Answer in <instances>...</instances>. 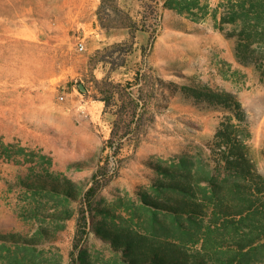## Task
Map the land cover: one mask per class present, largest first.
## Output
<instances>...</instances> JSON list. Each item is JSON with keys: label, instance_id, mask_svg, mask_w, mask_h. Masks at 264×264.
<instances>
[{"label": "rangeland", "instance_id": "obj_1", "mask_svg": "<svg viewBox=\"0 0 264 264\" xmlns=\"http://www.w3.org/2000/svg\"><path fill=\"white\" fill-rule=\"evenodd\" d=\"M100 2L0 0V145L14 143L50 156L51 169L81 189L79 200L71 203L29 196L15 184L28 166L0 159V234H14L20 242L31 237L38 240L27 248L0 240V264H129L122 248L96 234L93 225L98 222L140 239L133 247L134 255L139 256V250L176 247L191 254L199 248L186 233L189 222H180L165 211L154 215L142 199L172 202L174 193L160 190L166 189L168 178L155 166L178 172L181 156L193 172L213 173L216 181H222L223 174L213 171L218 150L212 140L228 113L194 105L175 94L151 124L142 130L132 125L131 132L140 131L137 145L125 140L115 153L105 145L115 116L109 112L112 109L104 113L94 79L110 75L124 83L136 70L145 71L152 87L139 82L134 92L149 90L153 104L159 103L158 78L234 92L247 113L250 153L264 172V80L254 66L238 63L236 38H226L211 17L214 8L219 18L226 14L231 2L238 8V0H197L210 11L201 21L163 9L161 0L152 1V8L144 13L154 30L152 36L138 32L131 53L126 52L127 46L109 52L110 63L118 64L113 71L109 62L99 60L108 55L106 47L127 35L124 31L109 35L101 28ZM116 3L141 17L140 1ZM223 27L224 32L233 29L230 24ZM101 41L106 44L96 48ZM79 42L84 44L83 51L77 49ZM90 186L96 190L87 198ZM221 193L227 195L225 188ZM65 205L74 211L71 219L49 216ZM82 215L85 225L78 221Z\"/></svg>", "mask_w": 264, "mask_h": 264}, {"label": "trees", "instance_id": "obj_2", "mask_svg": "<svg viewBox=\"0 0 264 264\" xmlns=\"http://www.w3.org/2000/svg\"><path fill=\"white\" fill-rule=\"evenodd\" d=\"M138 1L143 3L140 18L121 8L116 0H101L97 9L101 28L109 35L124 31L127 38L106 47L104 52L108 55L105 54L100 62L110 63L109 52L123 46H127L126 52L131 53L138 32L152 36L154 30L144 13L152 8V1L158 0ZM161 1L163 9L187 14L194 21H201L210 15V11L199 5L197 0ZM217 14L214 8L211 13L214 27L222 31L226 38H236L238 63L254 66L264 80V0H238V8L231 2L226 6V14L220 18ZM224 24L232 25L233 29L224 32ZM110 64L112 71L118 67L116 63ZM157 81L160 84L159 103L153 104L149 90L143 93L139 88L138 95L134 92L139 82L148 89L152 87V79L145 71L140 73L139 69L136 70L132 78L124 83L115 82L110 75L100 80L94 79L99 100L104 103V113L112 109L109 112L115 116L105 145L114 148L115 153L120 151L125 140L137 145L141 135L139 130L130 131L132 125L142 130L151 124L156 112L165 109L175 94L194 105L228 113L218 125L212 140L218 150L213 171L218 175L223 174V180L216 181L213 173L202 175L199 171L193 172L190 167H185L187 158L181 156L178 172L162 165L155 166L161 175L168 178V183L163 185L166 189L160 190L166 192L168 188L174 193L172 202L142 199L151 207L148 210L154 215L165 211L180 222H189L185 231L193 238L194 244H199V248L191 254L181 247L169 251L139 250L138 256L133 252V247L140 242L136 236L107 229L100 222L93 225L94 231L103 240L122 248L129 255V264H264V172L258 169L250 153L248 142L251 132L247 113L240 100L232 91L206 84H177L161 78ZM120 127L123 128L122 132ZM262 154L264 156V148ZM0 159L14 165L28 166L26 174L18 175L15 183L25 194L40 195L55 203L56 200L67 203L79 200L81 189L71 179L61 177L62 173L51 169L50 156L43 153L38 155L34 150L26 151L14 143H1ZM93 178H96V174ZM224 188L226 196L221 193ZM95 190L94 186H90L86 197ZM97 211L109 212L107 209ZM49 216L65 221L74 216V211L65 205L63 209L49 213ZM205 219L207 223L204 225ZM78 221L85 225V215L78 217ZM18 239L14 234H0L2 242H12L17 247L22 243L27 248L26 245L33 246L38 242L36 237L24 238L21 242Z\"/></svg>", "mask_w": 264, "mask_h": 264}, {"label": "built area", "instance_id": "obj_3", "mask_svg": "<svg viewBox=\"0 0 264 264\" xmlns=\"http://www.w3.org/2000/svg\"><path fill=\"white\" fill-rule=\"evenodd\" d=\"M77 49L80 50V51H83L84 50V44L82 42H79L77 44ZM63 96H60V100H63Z\"/></svg>", "mask_w": 264, "mask_h": 264}, {"label": "crops", "instance_id": "obj_4", "mask_svg": "<svg viewBox=\"0 0 264 264\" xmlns=\"http://www.w3.org/2000/svg\"><path fill=\"white\" fill-rule=\"evenodd\" d=\"M107 35V34H106ZM106 43L104 41H101L99 45L96 48H100L101 46L105 45Z\"/></svg>", "mask_w": 264, "mask_h": 264}, {"label": "water", "instance_id": "obj_5", "mask_svg": "<svg viewBox=\"0 0 264 264\" xmlns=\"http://www.w3.org/2000/svg\"><path fill=\"white\" fill-rule=\"evenodd\" d=\"M80 88L83 90L84 88L82 86H80Z\"/></svg>", "mask_w": 264, "mask_h": 264}]
</instances>
